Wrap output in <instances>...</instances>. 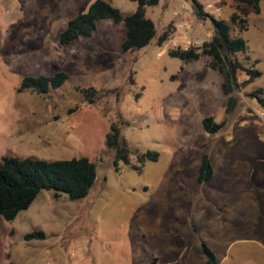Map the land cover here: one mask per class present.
Returning <instances> with one entry per match:
<instances>
[{
    "label": "rangeland",
    "instance_id": "374dc122",
    "mask_svg": "<svg viewBox=\"0 0 264 264\" xmlns=\"http://www.w3.org/2000/svg\"><path fill=\"white\" fill-rule=\"evenodd\" d=\"M92 1L0 0V161L85 156L96 165L84 197L41 189L12 220L0 217V264H208L202 244L218 264H264V103L251 96L259 88L264 98V0L257 13L235 0H196L214 18L236 14L230 34L246 47L227 57L260 72L245 84L244 71L235 72L228 112L220 74L199 51L213 26L189 0L146 6L155 36L138 50L119 51L124 27L109 19L89 37L60 44L66 21ZM106 1L122 15L135 7ZM178 9L199 43L195 59L168 55L182 30ZM59 70L67 74L60 86L16 92L24 75ZM83 87L97 91L92 102ZM206 115L221 122L216 132L201 128ZM111 122L138 169L121 162L113 169L104 142ZM145 150L157 158L138 163ZM203 154L212 173L198 182ZM31 230L44 237L23 239Z\"/></svg>",
    "mask_w": 264,
    "mask_h": 264
},
{
    "label": "trees",
    "instance_id": "16d2710c",
    "mask_svg": "<svg viewBox=\"0 0 264 264\" xmlns=\"http://www.w3.org/2000/svg\"><path fill=\"white\" fill-rule=\"evenodd\" d=\"M135 3L132 12L122 15L120 11L106 0H93L86 9L69 18L58 34V42L62 45L74 41L78 37H89L96 28V22L101 19H109L112 23H122L124 35L119 43V51L129 52L138 50L147 45L155 36V27L151 19L144 15V8L152 6L158 0H129ZM196 9L198 16L207 17L212 26V34L209 40L203 41L199 48L200 53L211 57L210 65L216 68L220 74V89L226 96L225 111L228 112L234 99L229 95L233 88L239 87L236 82L235 72L239 69L244 71L247 78L242 83L250 82L258 77L257 69L244 67L238 61L231 60L228 54L243 51L246 47L245 40L241 36L230 34V23H237L235 13L229 15V21L214 18L203 13L201 6L196 0H189ZM239 5L248 6L254 13L259 10V2L262 0H235ZM243 23V19H239ZM241 27V26H239ZM167 31L163 30L157 37V41H163ZM168 55L177 57L182 61L195 59L199 53L194 47L186 50H169ZM67 78L62 71H55L50 75H24L21 77L16 92L30 89L37 93L46 92L48 89L60 86ZM85 101L94 100L97 91L91 87L79 88ZM261 92L257 88L251 96L257 98L259 103H264V98L255 95ZM201 128L207 133H214L221 127V122H215L209 115L200 119ZM107 148L112 149V166L116 170L118 163L138 169V166L129 163V150L125 141L120 137L116 124L110 123L108 131L104 135ZM157 152L145 150L136 156L138 163L145 160H155ZM211 166L205 154L200 157L197 167V181L202 182L211 176ZM96 178V165L85 156L43 159L37 157L3 156L0 161V217L4 220H12L16 214L26 209L41 189H52L53 196L64 193L69 200L84 197ZM44 234L41 230H31L23 234V239H40ZM203 254L208 264H218L213 253L204 245H201Z\"/></svg>",
    "mask_w": 264,
    "mask_h": 264
},
{
    "label": "built area",
    "instance_id": "2783aa9c",
    "mask_svg": "<svg viewBox=\"0 0 264 264\" xmlns=\"http://www.w3.org/2000/svg\"><path fill=\"white\" fill-rule=\"evenodd\" d=\"M184 14L180 9L176 12H173V15H179V27L182 29L179 41L177 43H173L175 46V50H186L190 47H196L199 43L192 39L187 31L188 26L185 20L181 17Z\"/></svg>",
    "mask_w": 264,
    "mask_h": 264
},
{
    "label": "bare ground",
    "instance_id": "6f19581e",
    "mask_svg": "<svg viewBox=\"0 0 264 264\" xmlns=\"http://www.w3.org/2000/svg\"><path fill=\"white\" fill-rule=\"evenodd\" d=\"M72 258H76L74 255L71 256ZM85 262V261H84ZM79 262H76L75 264H78ZM84 264H88L87 262H85Z\"/></svg>",
    "mask_w": 264,
    "mask_h": 264
},
{
    "label": "crops",
    "instance_id": "0c3cea01",
    "mask_svg": "<svg viewBox=\"0 0 264 264\" xmlns=\"http://www.w3.org/2000/svg\"><path fill=\"white\" fill-rule=\"evenodd\" d=\"M27 233V232H26Z\"/></svg>",
    "mask_w": 264,
    "mask_h": 264
}]
</instances>
